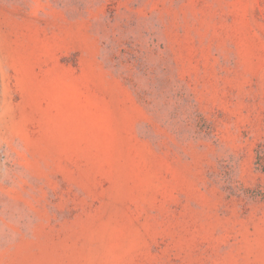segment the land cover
<instances>
[{"label":"rangeland","instance_id":"374dc122","mask_svg":"<svg viewBox=\"0 0 264 264\" xmlns=\"http://www.w3.org/2000/svg\"><path fill=\"white\" fill-rule=\"evenodd\" d=\"M0 264H264V0H0Z\"/></svg>","mask_w":264,"mask_h":264}]
</instances>
